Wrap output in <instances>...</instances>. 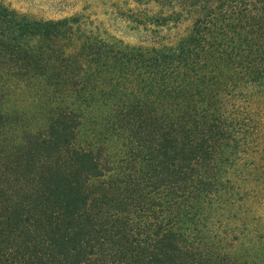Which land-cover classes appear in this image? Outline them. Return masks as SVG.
I'll return each instance as SVG.
<instances>
[{"label":"trees","instance_id":"16d2710c","mask_svg":"<svg viewBox=\"0 0 264 264\" xmlns=\"http://www.w3.org/2000/svg\"><path fill=\"white\" fill-rule=\"evenodd\" d=\"M135 1L169 11L162 25L190 23L171 44L115 51L71 18L30 20L0 3V58L13 73L31 76L21 70L43 67V42L61 37L72 67L67 88L42 94L56 104L45 129L5 163L0 264L209 259L203 231L231 210V154L245 153L264 100V0Z\"/></svg>","mask_w":264,"mask_h":264},{"label":"rangeland","instance_id":"374dc122","mask_svg":"<svg viewBox=\"0 0 264 264\" xmlns=\"http://www.w3.org/2000/svg\"><path fill=\"white\" fill-rule=\"evenodd\" d=\"M0 3L30 20L71 18L82 34L115 51L121 49V42L142 46L171 44L190 23L183 17L180 21L167 20L162 25L160 20H154L159 15L167 17L169 11L152 2L135 0H0ZM70 44V40L62 37L43 42L45 54L39 59L44 61L43 67L32 64L21 70H30L31 76L13 73V66L0 58L1 181L8 157L30 145V135L42 132L47 125L51 107L56 104H50L43 97L46 88H50V93L58 92L56 86L64 89L72 83L68 75L72 69L68 56ZM49 45L53 49L51 58L46 53ZM52 73L58 78L52 77ZM248 122L251 137L245 153L231 154V210L227 213L225 208H219L203 231L210 255L203 260L204 264H226L227 257L231 264H264V100ZM92 128V124L84 127L78 135L80 142L81 138H92ZM98 129L102 130V126L98 125Z\"/></svg>","mask_w":264,"mask_h":264}]
</instances>
